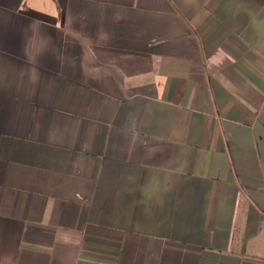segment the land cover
<instances>
[{"label":"crops","instance_id":"obj_1","mask_svg":"<svg viewBox=\"0 0 264 264\" xmlns=\"http://www.w3.org/2000/svg\"><path fill=\"white\" fill-rule=\"evenodd\" d=\"M0 264H264V0H0Z\"/></svg>","mask_w":264,"mask_h":264}]
</instances>
